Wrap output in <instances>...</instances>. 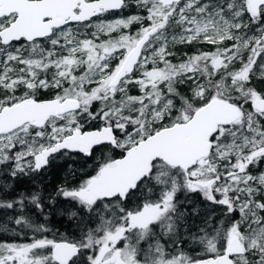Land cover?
<instances>
[{"label": "snow or ice", "instance_id": "snow-or-ice-1", "mask_svg": "<svg viewBox=\"0 0 264 264\" xmlns=\"http://www.w3.org/2000/svg\"><path fill=\"white\" fill-rule=\"evenodd\" d=\"M0 264H264V0H0Z\"/></svg>", "mask_w": 264, "mask_h": 264}]
</instances>
